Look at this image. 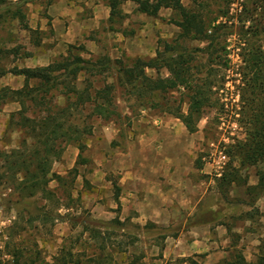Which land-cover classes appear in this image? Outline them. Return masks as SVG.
Segmentation results:
<instances>
[{
	"label": "trees",
	"instance_id": "trees-1",
	"mask_svg": "<svg viewBox=\"0 0 264 264\" xmlns=\"http://www.w3.org/2000/svg\"><path fill=\"white\" fill-rule=\"evenodd\" d=\"M47 1L49 3L51 0ZM106 1L110 9L109 20L112 21L119 16V5L126 0ZM131 1L136 4L137 12L150 17H156L162 8H170L178 15L174 24L180 33L171 41L159 40L154 59L135 58L112 62L107 57L83 59L69 52L45 67L8 68L4 62L9 56H16L18 50L0 49V77L10 73L24 79L23 86L18 90L6 87L0 89V106L6 101L19 105V110L9 115L5 134L6 131L14 130L21 134L16 147L0 150V183L5 188L3 198L6 200L15 196L18 203H25L40 196L46 203L52 202V211H55L53 215L43 208L30 211L26 207L19 208L16 218L5 229L6 235L0 240V264H136L137 261L127 262L126 256L119 257L126 250L113 244L115 240H112V235L124 231L122 222L117 219L110 222V225L119 229L105 227L102 224L105 221L80 216L82 213L88 215V212L81 210L82 213L72 214L69 207L60 204V198L48 184L55 181L64 187L66 178L53 172L52 164L60 160L67 145H75L79 152L84 150L85 140L94 127L92 119L109 120L114 114L117 115L116 88L121 90V95L126 99L132 98L138 108L157 107L180 119L189 133L197 131L202 108L208 104L210 91L214 87V81L210 80V67L216 57L212 59V56L217 55L219 50L225 52L224 41L232 35L237 37L238 47L243 51L238 89L245 137L226 147L229 160L215 179V184L221 200H227L230 184L245 181L239 171L254 167L258 182L246 188L248 200H234L229 204L249 207L251 210L244 213L249 219L257 213L255 202L264 195L263 20H259V28L255 32L243 31L242 28L234 31V24L226 25L230 23L227 13L231 0H222L224 6L218 8L214 17L203 15L204 2L200 0H190L191 6L188 8L182 6L181 0ZM26 2L20 0L14 9L6 7L4 13L10 15L12 20L23 21L22 8ZM4 3L5 0H0V5ZM258 3L256 0L249 1L242 10L247 14L254 13L259 8ZM260 10L264 14V6ZM223 18L225 20L219 22ZM21 27L32 34L26 23L22 22ZM180 41H202L206 44L203 48L188 51ZM196 54L208 56V69L203 70L205 64H195ZM146 69H153L155 77H148ZM161 70L167 72L166 77L161 76ZM110 72L114 81L107 82ZM202 72L204 78L196 76ZM174 92L187 95L189 104L186 113L181 109L183 101L177 102L175 110L169 107L170 101L166 95ZM234 162H238V167L233 166ZM72 173L75 179L77 170L73 168L68 174ZM67 199L71 201L72 195L68 194ZM61 208L65 210L62 215L58 214ZM24 211H28L29 215H24ZM63 220L80 227V235L76 240H63L50 261L41 257L37 242L29 244L20 239L27 227L37 230L44 227L47 221L54 226V223ZM225 253L227 256L215 264H264V253L253 261H247L236 243L231 244ZM202 258L203 255H194L182 258L178 263L202 264Z\"/></svg>",
	"mask_w": 264,
	"mask_h": 264
},
{
	"label": "crops",
	"instance_id": "crops-1",
	"mask_svg": "<svg viewBox=\"0 0 264 264\" xmlns=\"http://www.w3.org/2000/svg\"><path fill=\"white\" fill-rule=\"evenodd\" d=\"M181 4L188 8L191 1L181 0ZM136 8L134 2L126 0L119 5V16L110 21L106 0H51L45 16H37L34 25L28 27L32 30L31 47H13L18 50L17 57L23 56L18 60L24 65L10 67H45L69 52L83 59L107 57L112 62L154 59L158 41H171L180 33L174 24L178 15L170 8H162L156 17H150ZM145 74L152 78L156 75L153 69H146ZM160 74L167 76L164 70ZM12 80L19 84L12 85ZM23 81L22 76L7 73L0 77V89L18 90ZM18 110V103L4 102L0 106V124L6 125L9 115ZM158 111L139 107L137 115L128 116L125 125L103 123L93 127L82 152L75 145L66 146L60 160L77 170L75 178L84 207H93L99 221L117 219L139 227L174 231L164 240L159 256L163 264L194 255H203L202 264H215L231 244L240 248L242 244L236 240L242 234L244 240L262 241L264 195L255 202L257 213L252 219L244 215L251 210L249 207L229 204L248 200L246 188L258 182L256 169L240 170L244 183L232 182L228 199L221 200L215 167L205 160L208 153L201 155L205 145L202 129L197 127V131L189 133L180 119L162 109ZM0 127L2 134L6 127ZM233 166L238 167V162ZM211 195L223 207L242 210L228 211L216 221L198 220L197 216L208 212Z\"/></svg>",
	"mask_w": 264,
	"mask_h": 264
},
{
	"label": "rangeland",
	"instance_id": "rangeland-1",
	"mask_svg": "<svg viewBox=\"0 0 264 264\" xmlns=\"http://www.w3.org/2000/svg\"><path fill=\"white\" fill-rule=\"evenodd\" d=\"M27 2L23 5L22 12L24 14L25 19L23 21H19L18 19L12 20L10 15L4 13V9L6 7L14 9V5L18 2V0L11 1L6 0L4 4L0 5V46L2 48H13L15 46L29 48L31 47V37L27 31L21 30V23L24 22L27 26H33L35 22V18L37 16H45V8L48 3L47 0H26ZM204 2V12L203 15H208L209 17H214L219 7L224 6V2L222 0H200ZM252 0H231L229 10L227 13V17L230 19V23H227V26L231 24L235 25L234 31L240 30L242 28L243 31L250 30L251 32H255V29L259 28V20L262 21V25H264V14L260 8L264 6V0H256L260 2L258 5V9L254 13H245L242 7L244 4L249 3ZM206 4V5H205ZM262 18H261V17ZM224 21L225 19L219 20V22ZM249 26H251L250 29ZM35 34H33V37ZM264 41V37L262 39ZM237 37L235 35L227 36L224 44H225V52L219 50L217 55H213L216 57L215 63L211 65V75L210 80L214 81V87L210 91V97L208 104H205L202 108L201 120L197 123V127L202 129V134L204 136V149L201 155L208 153L204 158L206 159L209 154H214V152L220 148H225L235 141L242 140L245 137L243 125H242V114H240L241 103H240V92H239V84H240V68L243 66V51L238 47ZM180 44L186 48V50L191 51L193 48H203L205 46V42L202 41H180ZM20 57V56H19ZM17 56H9L7 60L4 62L9 68L11 65H24L20 62V58ZM196 63L195 64H205L206 67L203 70L208 69L207 67V59L208 56L206 54H196ZM20 59V60H18ZM23 59V58H22ZM18 60V63H17ZM165 72V71H164ZM107 82L114 81L111 76L112 73H108ZM199 78H204L205 74L202 72L197 75ZM12 85H17L19 82L12 80ZM127 97H123L121 95V90L119 88L115 89V102H116V111L117 115H113L109 120L102 119H92L91 123L94 128L103 123H110L111 125L122 126L123 124H127V117L130 115H137L138 106L135 104L132 98L126 99ZM166 99L169 100V104L171 110H175L176 105L179 101H183L181 103V109L183 113H186L188 108V100L187 95L184 93H172L166 95ZM174 102V103H172ZM178 102V103H177ZM159 112L160 110L157 107H149ZM153 114V113H149ZM187 116V114H183ZM2 125L6 127V125ZM5 129L2 134H0V150H10L16 147L21 140V134L14 131H6ZM198 129V128H197ZM1 130V127H0ZM73 167H67L64 162L61 160L54 162L52 164V171L55 173H62L61 176L65 177V186L60 187V184L52 181L48 184V187L55 191L57 196L60 198V204L66 205L70 208L69 212L77 214L82 213L84 210L88 212L87 214H81L84 218L87 216L92 219L97 220L94 217V213L92 212V208L84 207L83 205V196L82 190L79 188L77 184V179L73 178V173L68 174ZM1 182V181H0ZM4 186L0 183V240H2L3 236H5V229L10 225V222L16 218L17 210L21 207H26L28 210H34V208H43V210L47 212H51V214H55V211H52L54 208V204L46 203L44 200L40 198V196H36L34 199H30L25 201V203H18L17 199L14 197L10 199H4L2 192H4ZM68 194L72 195V200H68ZM80 197V199H79ZM82 198V199H81ZM208 206L206 209L208 212L203 214V216H199V219L206 221H216L225 215L228 211L239 212L242 210L241 207L232 208L230 206H222L220 204V200H218L214 196L209 197ZM82 210V211H81ZM28 211L22 212L24 215H27ZM77 212V213H76ZM64 209H59L58 214H64ZM29 215V214H28ZM198 219V220H199ZM109 221H105V227L117 228L119 227L110 225ZM124 231L117 232L112 235V240L114 241V246H122L125 251L124 255H118L119 257H127V262L137 261L136 264H163L164 262L160 261V254L163 250L164 240L167 236L173 235L175 233L171 230H161L157 228L150 227L148 225L145 226H137L133 223L123 221ZM26 232L20 237V239L24 240L29 244H34L37 242L39 250H41V257H45L46 261H50L51 257L56 253L58 247L62 243L63 240H76L80 235L81 228L69 223L66 220L63 222L58 221L54 223V226H51V222L46 223L44 227H40L37 230L26 228ZM258 227L254 230V233L257 232ZM83 235L82 237H85ZM244 234L240 235L236 240L238 243L241 242L240 249L242 251L243 256L247 261H253L258 255L264 253V239L262 241L258 239L252 240H244ZM235 237L233 238V240ZM231 240V241H233ZM256 240V243H255ZM1 242V241H0ZM121 244V245H118ZM221 251V250H219ZM123 254V253H122ZM227 256L226 253H223V257ZM126 262V263H127ZM162 262V263H161ZM167 264H179L178 262H171Z\"/></svg>",
	"mask_w": 264,
	"mask_h": 264
},
{
	"label": "built area",
	"instance_id": "built-area-1",
	"mask_svg": "<svg viewBox=\"0 0 264 264\" xmlns=\"http://www.w3.org/2000/svg\"><path fill=\"white\" fill-rule=\"evenodd\" d=\"M205 160L214 165L216 176L219 177L229 159L225 152V148H220L216 150L214 154H209V156Z\"/></svg>",
	"mask_w": 264,
	"mask_h": 264
}]
</instances>
